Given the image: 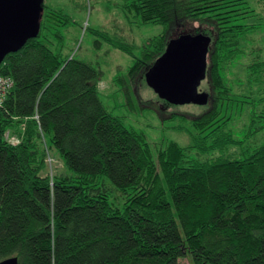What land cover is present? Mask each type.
<instances>
[{
    "label": "trees",
    "instance_id": "16d2710c",
    "mask_svg": "<svg viewBox=\"0 0 264 264\" xmlns=\"http://www.w3.org/2000/svg\"><path fill=\"white\" fill-rule=\"evenodd\" d=\"M42 8L37 36L0 63V74L13 80L0 106V260L179 264L188 257L192 264H264V125L250 131L245 146L234 138L228 128L231 88L222 75L257 28L241 22L252 12L246 0H123L129 23L165 27L138 57L126 41L93 31L134 57L125 76L133 79L164 53L168 32L185 17L213 20L211 107L190 121L189 146L171 140L155 154L143 132L127 128L103 105L99 71L60 50V28L69 17ZM260 54L246 66L257 84L264 82ZM259 94L264 102V90ZM7 130L17 143L5 139ZM48 149L65 173H45ZM189 150L197 156H188Z\"/></svg>",
    "mask_w": 264,
    "mask_h": 264
},
{
    "label": "rangeland",
    "instance_id": "374dc122",
    "mask_svg": "<svg viewBox=\"0 0 264 264\" xmlns=\"http://www.w3.org/2000/svg\"><path fill=\"white\" fill-rule=\"evenodd\" d=\"M42 3L46 10H61L69 17L70 23L60 28L62 34L60 50L63 54L71 51V55L91 63L99 71L98 96L107 110L118 116L127 128L143 132L151 143L154 154L156 147L167 141H175L183 147L191 144L190 134L194 133V129L190 121L211 107L210 97L213 91L208 74L197 87L198 93L207 94L206 103L170 102L147 85L144 73L133 79H125L134 57L113 48L93 32H107L113 38L126 41L133 46V55L138 57L142 45L149 38L163 33L164 25L129 23L120 8L123 0H43ZM246 5L252 12L248 13V17L241 22L256 24L257 28L243 43L245 53L237 57L228 70L222 73L231 88L227 103H229L228 114L232 115V120L229 121L228 128L234 138L244 140V146L252 141L250 131H255L256 127L264 125L262 117L264 102H260L259 94L264 90V82L261 84L251 82L246 73V66L253 57H256V52L261 51L260 57L264 58V0H246ZM168 33L167 42L183 35L205 36L209 39L208 50L211 49L216 38L213 20L205 17H185ZM95 40H99L100 43L95 45ZM55 46L58 45L54 43L53 50H56ZM251 51L254 53L251 54ZM119 78L125 83L121 84ZM224 111L227 113V107ZM10 134L7 141L12 140L13 144L17 143L18 139L12 135V132ZM187 155L197 156L194 150H189ZM209 155L211 153L205 156ZM67 171L73 173L69 169ZM65 172L66 169L57 153L53 149H48L45 173L52 177ZM106 183L108 188H114L109 180H106ZM110 192L117 193L113 189ZM179 264L192 263L188 257H182L179 259Z\"/></svg>",
    "mask_w": 264,
    "mask_h": 264
},
{
    "label": "water",
    "instance_id": "95a60500",
    "mask_svg": "<svg viewBox=\"0 0 264 264\" xmlns=\"http://www.w3.org/2000/svg\"><path fill=\"white\" fill-rule=\"evenodd\" d=\"M43 0H0V63L23 47L39 31ZM209 39L183 35L167 42L164 53L145 72V80L160 97L173 103L204 104L207 94L197 92L207 74ZM0 264H18L17 257Z\"/></svg>",
    "mask_w": 264,
    "mask_h": 264
},
{
    "label": "built area",
    "instance_id": "2783aa9c",
    "mask_svg": "<svg viewBox=\"0 0 264 264\" xmlns=\"http://www.w3.org/2000/svg\"><path fill=\"white\" fill-rule=\"evenodd\" d=\"M12 87H13L12 78L10 76L0 74V106L4 104V101L7 97V95L9 94V92L11 91ZM10 135H11L10 131L7 130L4 133L5 139L8 140V137ZM10 142L13 143L14 141L10 140Z\"/></svg>",
    "mask_w": 264,
    "mask_h": 264
}]
</instances>
